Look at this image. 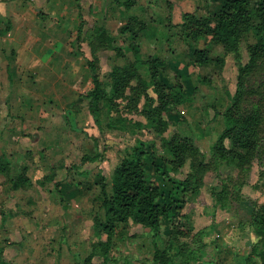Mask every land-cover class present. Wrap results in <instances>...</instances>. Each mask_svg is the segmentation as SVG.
Instances as JSON below:
<instances>
[{
    "label": "trees",
    "instance_id": "trees-1",
    "mask_svg": "<svg viewBox=\"0 0 264 264\" xmlns=\"http://www.w3.org/2000/svg\"><path fill=\"white\" fill-rule=\"evenodd\" d=\"M164 1L169 8L170 0ZM136 2L113 1L126 11ZM217 4L214 10L204 15L183 12L179 23L171 22L170 13L165 16L166 25L179 30L184 41L197 44L207 39L208 43L220 45L224 52L234 54L237 61L241 58L242 42L246 44L248 59L245 63L239 61L236 88L222 113L224 128L209 148L208 161L204 160L191 136L176 132L169 137L164 136L168 129L165 114L188 97L180 84L169 88L161 80L160 75L166 69L164 59L143 53L140 43L152 35L147 30L155 22L154 16H150L146 8L126 16L118 28L119 36L126 42L123 48L116 44L115 36L103 25L94 24L90 28L88 20L80 13L73 47L75 52L83 54L85 51L80 45L86 42L90 52L91 58H86V61L92 88L84 96L88 98V113L96 129L101 131L104 110L112 113L117 100L124 99L127 101L125 107L129 105L146 121L144 124L135 122V125L155 133L160 140L158 144L153 138L139 137L135 143L124 147L120 151V160L113 167L109 187L106 176L100 174L97 180L98 198L103 214L95 213L92 217L94 239L83 264H107L117 227L129 221L149 230L154 264H192L201 259L205 253L201 240L207 235V228L194 231L189 214L182 210L199 193L202 174L208 168L220 177L219 189L213 192L217 209L227 210L231 202L243 200L241 187L246 184L245 178L253 161L256 159L260 164L264 159V0H218ZM124 49L130 52L131 57L111 67L108 86H104L98 71L100 53L108 50L114 51L116 56H124ZM192 60L198 66L210 64L212 59L208 46H195ZM213 61L223 66L221 56ZM257 71L263 74L258 79L259 83L247 86L250 75ZM143 73L147 74V78ZM141 101L143 103L139 106ZM114 119L115 125L110 124L109 128L114 126L116 129L124 123L121 117ZM98 157L99 154L83 155L81 161ZM186 160H189V170L185 176L173 177ZM222 168L238 169V176L233 179L232 175L226 174L223 178L220 176ZM25 169L23 167L13 176L11 162L0 155V178H8L14 189L30 184ZM258 179L264 181V168L260 169ZM55 183L57 187V179ZM258 186L254 184L253 188ZM251 204L248 221L256 240L241 264H264V203L252 201ZM166 219L169 222L167 230L163 228ZM214 223L213 219L209 226ZM164 232L166 239L160 245ZM0 264H4L2 259Z\"/></svg>",
    "mask_w": 264,
    "mask_h": 264
},
{
    "label": "rangeland",
    "instance_id": "rangeland-1",
    "mask_svg": "<svg viewBox=\"0 0 264 264\" xmlns=\"http://www.w3.org/2000/svg\"><path fill=\"white\" fill-rule=\"evenodd\" d=\"M159 1L165 2L164 0H137L136 5L131 7L129 10H127L126 13L123 14L125 18H119L122 21L119 19H115L112 24L113 28H111L110 32L115 36L116 44L125 48L126 42H123V37L119 36L118 28L123 24L126 16L140 13L141 8H146L148 13H150L149 15L154 16L155 22L151 24L150 28L147 30L148 32H151L152 35H149L150 38L145 37V39H142L140 43L143 53L145 55L151 54L159 56L160 58L164 59V61L166 62V69L160 75L161 80L169 88H172L176 83L180 84L181 88L185 92V95L188 97L182 104L165 114V119L168 122V129L164 133V136L169 137L174 132L181 135L191 136L196 147L199 149L202 156H204V160L208 161L209 148L213 144L218 133H220V131L224 128L222 113L229 103L230 97L232 96L236 88V75L239 61L240 63H245L248 59L246 44L245 42H242L240 49L241 58L239 61H237L234 57V54L224 52L220 45L208 43L207 39L201 40L197 44L186 42L183 40V38H181L179 30L166 25L167 23L165 20V16H167L169 13L167 14L165 11L163 12L162 8L157 10L160 15L156 12L154 13L153 7L156 6ZM189 3H192V5H196L195 7H197V5L199 6L192 10V12H195L198 15H204L208 11H212L218 6V0H189ZM166 8L168 9L167 6ZM82 13H86L85 9H82ZM181 13L183 12L181 11ZM181 13L179 14L180 16ZM104 17V20H106L107 17ZM171 22L175 23L173 19L171 20ZM100 23L103 22L100 21L98 24ZM92 26L93 23L90 22V28ZM87 39H89V37ZM80 46H82V48L84 49L86 57L91 58L86 42H82ZM195 46H208L210 50V57L212 59L210 64L205 66H198L195 64V62L192 60V52ZM123 52L125 57L116 56L114 54V51L108 50L100 53V61L98 63V67H100L98 71L100 72L101 81L103 82L104 86H108V70H110L114 64L123 63L126 58L131 57L130 52L125 51V49L123 50ZM217 56H221L223 58V66H218L217 64L213 63V60ZM143 76L147 78L146 73H143ZM262 76L263 74L261 73V71H257L251 74L248 79L247 86L257 85L259 83L258 79ZM8 95L9 94L7 92H0V124L2 122V119L6 120L9 118L10 120V117L8 116L10 110H7L5 108V106H7L6 103H9V98L7 97ZM49 100L52 99L49 98ZM254 100L256 101L257 98H254ZM86 101L87 99L81 102V104H83L81 105L83 113L87 112L88 103H86ZM142 103L143 101H141L139 106H141ZM126 104V100L119 99L116 102L115 111H112V113H107L106 110H104L101 118V131H98L96 129L91 115H88V119L85 118L86 122L80 125L82 126V128H86V131L84 132L83 129L76 131L79 133L82 132V137L80 140H76V147L75 149L73 148V154L76 156L73 157V160L75 161H73L72 163H64L65 161L63 160L65 158H60V154L63 149L57 148V145H60V142H57V140L53 139L44 141L42 139L40 140V138H37V142L39 144L44 143L45 147H49L51 156L44 155L45 162L42 158V160L40 159V161H37L36 163L35 160L38 156L35 155H37V152L39 150L38 148V150H29L31 154L26 155V160L24 157H20V155H18L19 157L15 158L13 156H4L6 160L11 162V174L13 176L16 175L23 169V167H28V169H25L26 172L27 170L32 171V169H36L37 171H39V173H41L40 171H42V176L45 177L43 178V180H38V184L42 183V186L40 185V189H36V191L40 192L39 196H42L43 193L48 191L46 187L48 183L50 184V187L52 185H55L56 179L57 183L60 185L64 182L67 183L69 179L71 181L73 180L74 183L72 186L75 187L76 190L81 192L79 185H77L76 183L82 181L83 178H80V175L84 178L85 175L80 172L78 173L77 169L73 167H76L79 163L81 164V157L83 155L93 156V154H99L101 160H99V158H95V161L88 160V162L91 164V170L93 171V173H97L99 171H97L98 166L96 165V162L101 161L102 164H104V167L103 169L98 170L102 171L103 175L106 176L105 178L107 179V174L111 173L112 167L117 164L121 158L120 151L124 147L130 146L135 143L136 138H153L158 142V144L160 143L158 135L148 131L147 129L140 128L139 126L135 125V122L139 121L144 124L146 121L141 115L136 113V111L132 110L129 105L125 107ZM67 113H69L67 115L68 128L71 130H76L77 124L74 111L69 109ZM118 117H121L124 123L120 124V126L116 129H114V126L113 128H109L108 126L110 124L115 125L114 121L112 120ZM18 118L20 121L18 126L23 129V124L21 123L23 121V117L19 114ZM123 126H126V128H124ZM12 127L17 126L14 125ZM7 128L10 129L11 127L7 126ZM52 128L55 132H58L59 128H61V130L65 129L64 125L58 124L53 125ZM262 137V142L264 143V130L262 133ZM37 142L34 141L35 144ZM11 150L12 149H8L5 152L8 154L11 153ZM44 150L45 149H43L42 152H44ZM157 153L159 154L158 151H156V154ZM24 160H28V166H25ZM61 160L63 161V163ZM262 168H264V159L260 164L255 159L250 167L249 172L246 175V184L241 187L240 193L243 196V200L231 202L230 207L227 210L217 209L215 205L213 192L214 190L219 189V175H216V172L211 170V168H208V170H205L203 172V181L202 185L200 186L199 193L190 202L184 205L182 211L189 214L195 231L202 228H207V235H205V237H203L201 240L204 246V251L209 250L210 252L219 238L222 237L224 239V246L232 252H235V258L238 257L237 261L241 262L244 259V256L249 251L250 245L256 240V237L252 229L250 228L248 221V215L252 210L251 202L256 201L259 203H264V181L258 179L259 171ZM188 170L189 160H186L184 166L178 172L173 174V177L183 178ZM148 172L149 171L147 170V176L150 177ZM226 174L232 175V178L234 179L238 176V169L222 168L220 176L224 178ZM107 181L109 187V180ZM43 182H45L46 184L44 185ZM5 183H7V185ZM8 183V178H0V186L2 188H4L5 185L9 186ZM87 184H90V186L92 185L89 177H87V181L84 182L83 187L85 185L87 186ZM254 184H259L258 188L254 189ZM73 187H70L69 189H64V187V190L60 191H56L55 189H53L51 204H53L54 206H63L62 208L67 209L72 213H76L77 211L73 207V200H70L71 197L67 195L69 192H72ZM11 188L13 189L12 186ZM27 190L28 189H25L24 192L26 193ZM29 190L31 191L30 195L32 196L34 194V190ZM90 192V199L92 201L90 206H92V211L88 212V214H90L89 217L87 216L88 222L84 220V222L88 223L85 228L86 230H84V233L77 236H72L70 234L65 239V241L69 239V241H71V239L74 240L75 245L78 246V248L81 250L80 252L76 253L75 264H81L83 258H85L87 253L90 251V243L94 239V230L92 227L93 215L97 213L98 215L102 216L103 214V210L100 207V199L96 198V196L94 195L95 191H92V188H90ZM54 199L57 200V203L59 204L55 205ZM74 201H77V199H75ZM22 202L25 203V205L18 204V206H16V213L10 212V209L8 208L3 209V206L0 207V211L3 212V220L0 221V229L2 228L1 226H3V228L6 227L4 231L10 229L11 237H13V239L19 240V238L22 237L23 241L21 242H25V233L23 231L28 227V220L31 219L29 218L31 217V213L29 215V213L25 212V209L26 205L31 203V199L30 197L25 195L23 196V198H21V203ZM62 203H64V205ZM85 206L87 207L89 206V204H85ZM24 207L25 209H23ZM13 208L14 207H12V209ZM39 208L41 210L42 205H40ZM5 211H7V213H5ZM215 217H217V223H214V225L210 227L209 224L213 219L215 221ZM167 221L168 220L166 219L163 222V228H165V230H167L169 224V222ZM227 222H229V224H225ZM69 226V223L64 222V228L67 229L69 228ZM142 228L143 227H139L131 223V221H129V223L120 224L117 227L115 236L113 237L110 260L107 262V264H153L152 242L151 239L148 240L147 238L148 234L145 233L146 229L143 230ZM35 230L38 237L42 235V232H37V227L35 228ZM61 232L64 234V229L61 230ZM55 234H58V230L52 232V236H55ZM213 234H219L220 237L213 239ZM48 235L51 239L50 232L48 233ZM165 239L166 233L164 232L161 240H159L160 245L163 244ZM36 245H38V239L36 241Z\"/></svg>",
    "mask_w": 264,
    "mask_h": 264
},
{
    "label": "crops",
    "instance_id": "crops-1",
    "mask_svg": "<svg viewBox=\"0 0 264 264\" xmlns=\"http://www.w3.org/2000/svg\"><path fill=\"white\" fill-rule=\"evenodd\" d=\"M113 1L0 0V92L4 91L9 94L7 96L9 103H6L5 108L10 110V113L8 112L10 120L9 118L2 119L0 124V155L13 156L14 158L20 155L26 160V155L31 154L29 150L38 148L37 155H35L38 157L35 161L37 163L43 158L45 162L44 155L51 156V151L49 147L44 146V143L39 144L37 138L44 141L53 139L60 142V145L56 146L58 149L63 148L60 158H65L62 159L65 161L64 163L75 161L73 157L76 155L73 154V148L76 147V140L78 141L82 137V132L76 131L81 129L86 131V128H82L81 125L86 122L85 118L88 119L89 115L88 105L87 112L83 113L81 102L87 99L86 103H88V98L84 95L92 88L86 54L75 52L73 47L80 22V13H82V9H85L86 13L83 15L89 25L90 22L93 25H103L110 32L115 19L125 18L123 14L127 12L121 6H116ZM179 1L170 0L171 5L168 9L164 2L159 1L153 7V11L160 15L157 10L162 8L163 12L170 13L175 23H179L181 11L192 12L194 8L199 7L192 5L193 2L190 4L189 0ZM104 16L107 17L106 20H104ZM100 21L103 23L98 24ZM82 50L84 49L82 48ZM69 109L75 113L76 130L68 128L67 115L69 113L67 111ZM19 114L23 117L21 122L23 129L18 126L20 123ZM57 124L64 125L65 129L59 128V131L55 132L52 126ZM14 125L17 127H12ZM7 126L11 128L8 129ZM34 141L37 143L35 144ZM8 149L12 150L7 154L5 151ZM43 149H45L44 152H42ZM98 158L101 160L100 157ZM27 162L28 160L24 162L25 166H28ZM96 165L98 169L104 167L101 161L96 162ZM73 168L77 169L78 173L85 175V178L80 175V178H83L82 181L75 182L79 185L81 192L72 186L74 181L69 179L67 183L64 182L65 184H59L57 187L55 185L50 187L48 183L46 185L48 191L39 196L40 192L36 189H40L42 183L38 184V180H43L45 176H42V171L39 173L36 169L25 171L30 178V184L24 188L12 189V184L9 181V186H6L7 183L4 188L0 186V207L8 208L12 213L17 212L18 204L25 205V203H21L23 196L26 195L31 199V203L26 205V209L23 208L29 215L31 213V217H29L31 219L27 223L28 227L23 231L25 242H21L23 241L22 237L19 240L13 239L11 230L4 231L6 227L1 226L0 259L4 264H75L76 253L81 250L75 245L74 240L65 241V239L70 234L77 236L86 230L87 218L90 216L88 212L92 211L90 188L95 191L94 195L98 198L97 180L100 173L101 175L103 173L98 169L99 172L93 173L88 161H81V164L79 163ZM111 173L107 174V180L110 179ZM87 177L90 178L92 185L87 184L83 187ZM43 184L46 183L43 182ZM70 187H73L72 192L67 195L71 197L70 200H73L76 213L62 208L63 206L51 204L53 189L60 191ZM25 189H28L26 193ZM29 189L34 190L32 196ZM75 199L77 201H74ZM54 202L55 205L59 204L55 199ZM62 204L64 205V203ZM85 204H89V206L86 207ZM40 205H42L41 210ZM12 207L14 208L12 209ZM2 214L3 212L0 211V221L3 220ZM216 221L217 217H215V223H217ZM64 222L70 224L69 228H64ZM225 224H229V222ZM135 225L142 227L138 224ZM36 227L37 232H42L39 237L36 235ZM63 229L64 234L63 231L61 232ZM142 229H146L145 233L148 234L147 238L150 240L149 230L144 227ZM55 230H58V234L52 236V232ZM49 232L51 239L48 235ZM217 237H220L219 234H213V239ZM37 239L38 245H36ZM218 241L210 252L209 250L204 251L203 257L192 264L243 263L244 259L238 262L235 252L224 246L222 237Z\"/></svg>",
    "mask_w": 264,
    "mask_h": 264
}]
</instances>
